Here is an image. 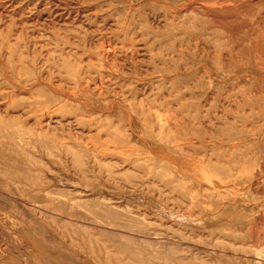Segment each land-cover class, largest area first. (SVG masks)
<instances>
[{"label":"rangeland","instance_id":"1","mask_svg":"<svg viewBox=\"0 0 264 264\" xmlns=\"http://www.w3.org/2000/svg\"><path fill=\"white\" fill-rule=\"evenodd\" d=\"M0 124V264H264V0H0Z\"/></svg>","mask_w":264,"mask_h":264},{"label":"bare ground","instance_id":"2","mask_svg":"<svg viewBox=\"0 0 264 264\" xmlns=\"http://www.w3.org/2000/svg\"><path fill=\"white\" fill-rule=\"evenodd\" d=\"M0 126H2L1 124H0ZM5 132V131H4ZM6 133V132H5ZM5 133H4V135H5ZM3 134V133H2ZM18 134V133H17ZM21 134V133H20ZM17 137V136H16ZM20 137V136H19ZM13 140V139H12ZM5 152H8V151H5ZM14 154V153H13ZM7 155V154H6ZM6 161V160H5ZM1 162V161H0ZM4 162V161H3ZM2 163V162H1ZM3 164V163H2ZM107 251V250H106ZM136 261H139V260H136Z\"/></svg>","mask_w":264,"mask_h":264}]
</instances>
